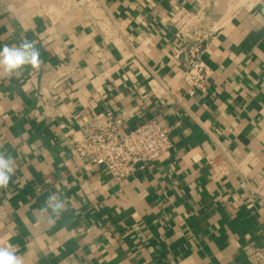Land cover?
Here are the masks:
<instances>
[{
    "label": "crops",
    "instance_id": "obj_1",
    "mask_svg": "<svg viewBox=\"0 0 264 264\" xmlns=\"http://www.w3.org/2000/svg\"><path fill=\"white\" fill-rule=\"evenodd\" d=\"M61 5L0 0V47L27 37L41 52L38 68L0 78V151L15 162L0 246L24 264H252L264 245V0ZM202 7L212 77L191 95L177 34ZM107 111L126 131L159 118L171 150L122 183L73 157L66 144ZM50 196L66 206L54 223L39 211Z\"/></svg>",
    "mask_w": 264,
    "mask_h": 264
},
{
    "label": "built area",
    "instance_id": "obj_2",
    "mask_svg": "<svg viewBox=\"0 0 264 264\" xmlns=\"http://www.w3.org/2000/svg\"><path fill=\"white\" fill-rule=\"evenodd\" d=\"M212 1L218 5L223 0ZM85 3L79 1L80 5ZM212 30L206 7H202L177 34L180 41L177 58H184L183 80L191 95L205 93L212 77L211 70L203 61ZM66 146L73 157L85 164L103 167L115 181L122 183L135 173L137 167L158 161L171 150L172 142L168 127L159 118L135 130L126 131L123 115L107 111L96 114L72 136ZM207 162L216 176L226 172L223 162L213 158H208ZM239 187L251 198L254 197L248 182L241 181ZM249 261L252 264H264V245L250 252Z\"/></svg>",
    "mask_w": 264,
    "mask_h": 264
},
{
    "label": "clouds",
    "instance_id": "obj_3",
    "mask_svg": "<svg viewBox=\"0 0 264 264\" xmlns=\"http://www.w3.org/2000/svg\"><path fill=\"white\" fill-rule=\"evenodd\" d=\"M41 64V52L36 42L22 37L18 45H3L0 47V78L11 80L20 77L27 66L38 68ZM14 159L10 154L0 151V189L7 188L15 175ZM53 201H56L55 203ZM50 223H54L64 211V202L50 196L39 209ZM0 264H24L23 259L16 254L15 246L8 244L0 246Z\"/></svg>",
    "mask_w": 264,
    "mask_h": 264
},
{
    "label": "rangeland",
    "instance_id": "obj_4",
    "mask_svg": "<svg viewBox=\"0 0 264 264\" xmlns=\"http://www.w3.org/2000/svg\"><path fill=\"white\" fill-rule=\"evenodd\" d=\"M47 3H52L55 5L62 6L61 4L63 3V0H45Z\"/></svg>",
    "mask_w": 264,
    "mask_h": 264
}]
</instances>
